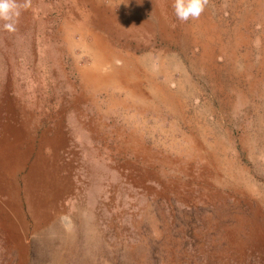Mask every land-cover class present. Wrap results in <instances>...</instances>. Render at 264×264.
Instances as JSON below:
<instances>
[{
    "label": "rangeland",
    "instance_id": "rangeland-1",
    "mask_svg": "<svg viewBox=\"0 0 264 264\" xmlns=\"http://www.w3.org/2000/svg\"><path fill=\"white\" fill-rule=\"evenodd\" d=\"M16 2L0 264H264V0Z\"/></svg>",
    "mask_w": 264,
    "mask_h": 264
},
{
    "label": "clouds",
    "instance_id": "clouds-1",
    "mask_svg": "<svg viewBox=\"0 0 264 264\" xmlns=\"http://www.w3.org/2000/svg\"><path fill=\"white\" fill-rule=\"evenodd\" d=\"M208 0H176L174 11L177 19L188 22L190 19H198L205 10ZM20 14V8L16 0H0V17L5 18V27L16 28V19ZM61 225L66 229L72 228V220L68 215H61Z\"/></svg>",
    "mask_w": 264,
    "mask_h": 264
},
{
    "label": "crops",
    "instance_id": "crops-1",
    "mask_svg": "<svg viewBox=\"0 0 264 264\" xmlns=\"http://www.w3.org/2000/svg\"><path fill=\"white\" fill-rule=\"evenodd\" d=\"M138 59V58H137ZM139 60V59H138ZM138 60H136V61H138Z\"/></svg>",
    "mask_w": 264,
    "mask_h": 264
}]
</instances>
